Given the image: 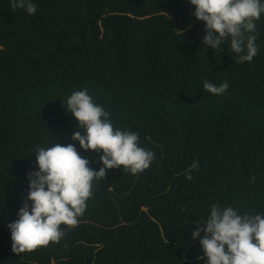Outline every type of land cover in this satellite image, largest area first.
Segmentation results:
<instances>
[{
    "label": "trees",
    "instance_id": "trees-1",
    "mask_svg": "<svg viewBox=\"0 0 264 264\" xmlns=\"http://www.w3.org/2000/svg\"><path fill=\"white\" fill-rule=\"evenodd\" d=\"M34 3L27 15L0 0V264H202L190 236L211 204L264 212V15L257 55L238 63L227 46L204 50L186 0ZM204 80L229 87L214 96ZM81 88L154 160L137 174L107 170L58 242L12 252L6 225L37 146L74 143L101 167L70 140L76 121L63 106Z\"/></svg>",
    "mask_w": 264,
    "mask_h": 264
},
{
    "label": "clouds",
    "instance_id": "clouds-1",
    "mask_svg": "<svg viewBox=\"0 0 264 264\" xmlns=\"http://www.w3.org/2000/svg\"><path fill=\"white\" fill-rule=\"evenodd\" d=\"M194 11L192 16L202 22L201 45L220 54L225 46L238 63L250 62L257 55L256 21L264 15V0H186ZM10 8L27 15L36 12L34 0H9ZM203 89L222 96L229 85L218 86L203 81ZM76 121L70 137L81 151L99 153L101 167L93 169L74 143L60 144L54 139L51 147L37 146L35 170L25 175L27 193L10 232L11 251L31 252L37 247L56 243L64 236L60 227L75 226L92 195L93 182L103 180L109 169L140 173L154 160L153 151L139 144L135 131L115 127L110 114L96 103L86 88L73 91L63 106ZM191 170L198 164L193 162ZM185 179L192 176L185 173ZM203 218V221H202ZM196 219L191 240L197 241L202 264H264V212L239 213L231 206L211 204L207 213Z\"/></svg>",
    "mask_w": 264,
    "mask_h": 264
}]
</instances>
